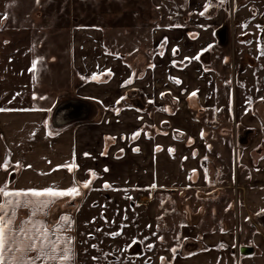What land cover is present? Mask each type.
<instances>
[{"label":"crops","instance_id":"0c3cea01","mask_svg":"<svg viewBox=\"0 0 264 264\" xmlns=\"http://www.w3.org/2000/svg\"><path fill=\"white\" fill-rule=\"evenodd\" d=\"M82 1L88 0H77L79 4ZM91 1L87 3H104L108 7L119 6L121 9L92 12L91 21L97 23V26L76 32L75 66L81 70L88 68L90 59L87 54L91 51L90 47L100 49L104 42L101 29L103 24L99 22L111 27L108 43L118 45L125 42L119 41L117 28H133L140 22L160 21L147 20L137 11L147 9L145 0ZM149 2L152 9H158L163 0ZM208 3L209 0H189L193 9L191 11L195 14L204 11ZM141 25L136 28V38L142 40L151 36L152 49L144 53L133 69L123 66L117 92L102 94L98 96V101L102 100L103 103H109L107 106L115 107L122 99L131 96L142 100L146 109L140 110L131 105L119 113L106 112L100 120L94 121L96 110L104 112V109L98 103L99 108H92L94 101L90 99H93L97 87L89 84H82L80 90H77L81 95L79 99L70 100L85 103L88 106V118L72 125L60 127L50 124V113L45 109L4 108L7 111L0 112V161H10V167L7 170L0 169V185L7 184L12 191L45 190L55 186L67 189L80 186L90 180L92 173L101 172V177L95 174L97 181L93 183L94 188L99 189L109 181L119 190L188 189L198 192L201 197L204 196L202 191H206L207 202L215 203L210 209L211 214L230 213V216H222L220 221L223 226L216 227L217 230H212L215 226L207 225L191 226L192 231L185 228L187 234L196 238L183 236L181 231L184 242L192 243L195 248L201 247V250L187 256L181 252L162 253L161 261L171 264H264V152L258 154L261 156L257 161L254 160L257 155L254 152L260 146L264 148V122L256 113H219L224 110H220L222 101L215 72L205 68L199 59H188L200 57L213 46L215 37L212 26L190 28L180 24L171 27L161 25V28L151 30L146 24ZM88 39H91L90 44ZM99 53L103 55L100 50ZM184 61H189V64L182 68L176 65ZM99 72V83H107L114 76L110 70L100 69ZM193 92H196L205 113H191L189 110L186 99ZM165 93L180 99V105L173 116L162 113L167 107ZM209 117L212 119L210 122L207 120ZM164 121L170 123L164 134L151 137L145 134L147 127L160 128ZM214 126L221 130L209 129ZM240 128L253 130L249 141L243 144L238 141ZM203 129L222 132V139L227 141L212 142L206 146ZM176 132L180 137L186 135V140L176 139ZM137 133H140L139 137L133 139ZM108 137L114 139V144L108 141ZM190 138L194 142L187 146L186 142ZM231 153L236 157L233 173L228 163ZM205 159L211 161L208 180L201 164ZM216 163L222 170L217 171ZM17 164L20 167H16ZM69 164L77 167L71 171L62 167ZM197 173V181L191 184L194 179L192 176ZM67 198L53 199L44 212L35 215L30 206L22 203L16 209V216L25 207L30 211L27 222L38 220L47 226L50 234L57 233L59 228L68 227L63 225L62 218L71 216L63 215L52 224L50 215L56 205ZM231 219L235 221L233 227L228 225ZM68 230L71 232L66 238L71 239L75 252L72 264L75 262L77 248L75 219L71 218ZM244 246L253 247L254 256H241L239 251Z\"/></svg>","mask_w":264,"mask_h":264},{"label":"rangeland","instance_id":"374dc122","mask_svg":"<svg viewBox=\"0 0 264 264\" xmlns=\"http://www.w3.org/2000/svg\"><path fill=\"white\" fill-rule=\"evenodd\" d=\"M145 1L147 9L137 11L147 20L160 21L140 22L137 27L146 24L153 30L161 28V25L171 27L180 24L190 28L212 26L218 29L224 25L229 28V44L225 49H213L212 61L207 67L216 74L222 101L220 110H224L219 113H259L264 122V113L260 112L264 106V0H225L222 5L219 0H212L207 11L197 14L192 12L189 0H163L158 9H152L149 0ZM87 2L0 0V108L49 110L48 122L51 124V113H55L57 107L80 98L77 90L82 84L97 87L92 93L93 99H90L96 102L91 104L93 109L99 108L98 104L102 105L105 113L131 107L124 102L109 107V103L99 102L98 96L117 92L123 66L133 69L144 53L152 49V38L140 40L136 38L137 27H119L117 36L125 43L112 45L108 43L111 27L99 22L103 24L104 42L100 49L90 47L87 56L94 62L88 61V68L79 69L75 66L76 32L97 26L91 21L92 12L121 9L119 6L90 5ZM125 30H128L127 34ZM148 33L152 34V31L148 30ZM100 69L110 70L114 76L107 83H99ZM207 120L210 122L212 119L209 117ZM203 131L206 146L227 141L222 139V132ZM178 140L185 141L186 135ZM192 141L194 139L190 138L187 146ZM262 147L258 148L261 153L264 152ZM235 161V154L231 153L228 162L231 172ZM210 162L205 159L201 163L207 180L210 178ZM215 166L217 171L222 170L217 163ZM95 174L101 177V172ZM197 175L199 173L192 176L191 184L197 181ZM105 184L113 190L93 189L94 185L83 188L81 195L74 199L75 206H71L72 199L69 201L68 197L65 199L70 207L68 210H62L64 201H61L51 212V221L58 222L63 215L76 220L77 248L72 264H171L162 262L161 254L173 252V249L174 254H182L185 242L181 231L183 236L196 238L187 234L185 228L192 231L191 226L207 225L215 226L212 230H217L216 227L223 226L222 216H230V213L211 214L210 209L215 203L207 202L206 191H202L204 196L201 197L194 190L172 193L176 190L173 188L170 191L138 192L116 189L109 181ZM16 218V225L23 226L30 218V211L23 207ZM228 225L233 227L235 221L231 219ZM69 232L61 231L59 235L66 238Z\"/></svg>","mask_w":264,"mask_h":264},{"label":"snow or ice","instance_id":"6c2138e0","mask_svg":"<svg viewBox=\"0 0 264 264\" xmlns=\"http://www.w3.org/2000/svg\"><path fill=\"white\" fill-rule=\"evenodd\" d=\"M224 2L225 0H219L221 5ZM211 3L212 0H209L208 5L205 6V11L211 7ZM203 14L201 13V15ZM188 59L198 60L199 56ZM35 67L36 63L33 64V70ZM93 79L96 77L94 76ZM128 82L131 83V80ZM196 95V92L192 93L193 97ZM3 111L7 110L0 108V112ZM9 167L10 161H0V169L7 170ZM16 167H20V165L17 164ZM29 167L31 166L29 165ZM62 167L71 171L77 166L69 164ZM92 176H95V173H92ZM90 184L91 180H88L83 183V187L89 188ZM80 195L78 186H71L67 189H60L55 186L45 190L12 191L9 190L7 184L0 185V264H49V262L56 261L59 264H71L75 256L72 241L70 238L58 234L61 231H68L71 226V218L63 217L62 223L68 227H61L57 233L50 234L47 226L35 219L26 222L24 226L16 225V209L23 203L30 206L35 215L44 212L55 198L72 197L75 199ZM33 253L35 255H32Z\"/></svg>","mask_w":264,"mask_h":264},{"label":"flooded vegetation","instance_id":"af4514ba","mask_svg":"<svg viewBox=\"0 0 264 264\" xmlns=\"http://www.w3.org/2000/svg\"><path fill=\"white\" fill-rule=\"evenodd\" d=\"M229 35H230V31H229V28L226 25H224V26H222V27H220L218 29H214L215 42H214L213 46L211 48L207 49L199 57V60L201 61V63H203V65L205 66V68H207L209 66V64H208L209 61L210 60L212 61V56H213V53H214L213 52V49L214 48H217V49L221 50V49H225L227 47V45L229 44ZM161 54H163V53H161ZM185 64H189V61L177 62L176 63V65L177 66H180V68L184 67ZM212 72H214V71H212ZM193 98H196L197 99V102H198V105H199V108L198 109H194L192 107L191 99L193 100ZM164 99L167 102V107H166V109L162 113H164L166 116H173L177 112V109H178V107L180 105V99H178L177 97H174L171 93H165L164 94ZM186 101H187V104H188V107H189V110L191 111V113H205V110L202 109L201 106H200V104H199L198 97H196V96L195 97L189 96L186 99ZM120 102L130 103L128 105H133L134 107H136V108H138L140 110H145L146 109V106L144 105V103L142 102V100H140L138 98H132L131 96L128 99H122ZM78 103H81V102H78ZM83 104H85V103H83ZM61 106H63V105H61ZM59 108H60V106L57 107L55 113H51V116H52V119H53L52 120V124L54 126L64 127V126H67V125L75 124V123L80 122V121H84L85 119L88 118V114L86 116H84V117L78 118V116H81V107L80 106H75V107L69 109V111L66 112V113H57ZM96 111H97L96 112L97 114L95 116L94 121L100 120V117L105 113V111L104 112L103 111H100V110H96ZM119 112L120 111H118V110H116V111L114 110V113H119ZM260 112L261 113H264V106H262V108H260ZM258 115H259V113H258ZM71 117L72 118H75V119L72 120L71 122H68ZM169 126H170V123L167 122V121H164V122L161 123V127L160 128L155 127L154 129H152V128L147 127V130H144V132L149 137H151V136H153L155 134L156 135H161V134H164L166 132V130L168 129ZM209 129H211V128L209 127ZM218 130H221V128L218 127ZM139 135H140V133H139ZM139 135H135L134 136L135 138H133V139H137L139 137ZM174 135H175V138L176 139L183 138V137H180L179 136V133H177V132L174 133ZM252 135H253V130L242 129L240 132L238 131V139H240L239 137H241L240 142L242 144L245 143L247 141V139L249 137H251ZM113 140L114 139H112L111 137H109V140L108 141H112V143L114 144L115 141H113ZM254 153L258 155V154L261 153V151H260V149H257ZM96 179H97V177L95 178V176H92L91 175V178H90L91 184H90L89 187L92 188L93 183L97 181ZM103 184L104 185L102 187H100L99 189L106 188L108 190H113L109 186V184H105V183H103ZM106 185H107V187H106ZM78 187H79L80 192H83L82 191V189L84 188L83 187V184H81ZM93 189H97V188H93ZM153 191H157V190H153ZM176 191L183 192V191H190V190H188V189H185V190H173L171 192L172 193H175ZM138 192H145V191H138ZM66 201H64V203ZM72 203H71V206L72 207L75 206V201L74 200L72 201ZM63 204L61 206H63ZM185 244H186V242H185Z\"/></svg>","mask_w":264,"mask_h":264},{"label":"water","instance_id":"95a60500","mask_svg":"<svg viewBox=\"0 0 264 264\" xmlns=\"http://www.w3.org/2000/svg\"><path fill=\"white\" fill-rule=\"evenodd\" d=\"M191 104H192V107L194 109H198L199 108V105H198V102H197V99L196 98H193V100L191 99ZM75 106H80L81 107V116H78V118L80 117H84L87 115V112H88V106L86 104H83V103H78V102H69L63 106H61L59 109H58V112L57 113H66L69 111V109L75 107ZM75 118H70L68 122H71L72 120H74ZM241 139V137H240ZM191 245L192 243H186L184 248H183V251H182V254L183 255H190L194 252H197V251H200L201 250V247L200 248H191ZM240 255L243 256V257H252L254 256L255 254V249L253 247H250V246H244L240 249Z\"/></svg>","mask_w":264,"mask_h":264},{"label":"trees","instance_id":"16d2710c","mask_svg":"<svg viewBox=\"0 0 264 264\" xmlns=\"http://www.w3.org/2000/svg\"><path fill=\"white\" fill-rule=\"evenodd\" d=\"M258 159H259L258 156L255 155V156H254V160L257 161ZM71 199H72V200H71ZM70 200L73 201L74 199H73L72 197H70L69 201H70ZM67 205H69V204H67V201H66V202L63 204V206H61L62 210H64V211H65V210H68L70 207L68 208ZM50 221H51V220H50ZM51 223L54 224L55 221L52 220ZM192 247L195 248V246H194L193 244L191 245V248H192Z\"/></svg>","mask_w":264,"mask_h":264},{"label":"built area","instance_id":"2783aa9c","mask_svg":"<svg viewBox=\"0 0 264 264\" xmlns=\"http://www.w3.org/2000/svg\"><path fill=\"white\" fill-rule=\"evenodd\" d=\"M213 130H218V126L210 127Z\"/></svg>","mask_w":264,"mask_h":264}]
</instances>
